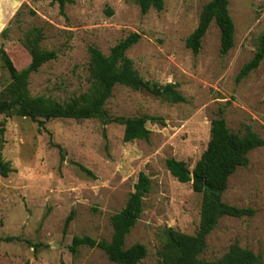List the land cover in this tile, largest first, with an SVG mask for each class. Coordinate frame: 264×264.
I'll use <instances>...</instances> for the list:
<instances>
[{
	"label": "rangeland",
	"instance_id": "1",
	"mask_svg": "<svg viewBox=\"0 0 264 264\" xmlns=\"http://www.w3.org/2000/svg\"><path fill=\"white\" fill-rule=\"evenodd\" d=\"M210 1L165 0L164 10L142 15L137 0H76L64 12L53 0H0V49L19 71L31 63L25 36L35 30L43 34L41 47L58 54L31 75L32 96L64 102L87 92L88 48L108 55L119 41L138 33L142 39L127 55L140 75L150 83L178 84L187 99L171 104L117 86L106 105L111 117L162 120L147 122L149 140L129 143L118 123L54 119L39 129L30 118L0 114V153L9 168L4 177L0 165V264H115L97 248L82 246L73 256L70 247L76 236L111 240L110 220L125 207L141 172L152 180V189L126 248L143 244L148 255L141 264H160L170 229L196 234L202 196L191 183L174 178L166 161H184L192 170L207 149L211 122L220 110L231 131L244 134L250 126L264 139V60L247 78L236 80L264 39V0H229L233 49L221 55L213 22L194 56L185 42ZM10 82L0 61V91ZM249 159L231 176L223 200L255 215L223 217L208 236L204 260L222 258L235 243L264 259V146Z\"/></svg>",
	"mask_w": 264,
	"mask_h": 264
},
{
	"label": "trees",
	"instance_id": "2",
	"mask_svg": "<svg viewBox=\"0 0 264 264\" xmlns=\"http://www.w3.org/2000/svg\"><path fill=\"white\" fill-rule=\"evenodd\" d=\"M64 12L67 5L76 0H53ZM142 15L152 9L162 11L165 0H137ZM215 22L220 31V53L228 55L235 45V24L229 10V0H211L200 15L197 28L186 39V47L198 56L202 50L205 38L211 24ZM43 34L35 30L25 36V44L31 55V63L19 71L8 53L0 49V61L10 75L11 82L0 91V114L7 118L25 117L38 123L39 129L46 122L54 119H74L78 121L97 119L108 123H118L124 126L123 141L149 140L151 131L147 128L148 121L161 122V118L141 117H111L106 105L113 96L117 86L130 88L134 91H146L162 101L178 104L187 102L186 97L178 90V84L160 85L146 81L135 67L134 61L127 52L136 45L142 36L132 33L111 48L108 55L100 49L90 46V87L87 92L73 97L68 101L59 102L46 96H32L29 90V79L40 68L58 58L56 51L43 49L41 41ZM264 60V39L254 57L248 61L237 75V82L247 78L257 70ZM4 126V122H3ZM3 131V130H1ZM264 146V139L250 126L244 134L231 131L227 125L223 110L211 122L210 140L207 149L191 170L184 162L174 158L166 161V167L171 175L180 183H191L195 193L202 196L200 225L195 235L168 231V240L159 251L160 264H264L262 254L241 247L238 243L230 246L229 251L220 259L208 261L201 258L207 249L208 236L215 230L223 217H253L255 211L251 208H240L223 200L228 189L231 176L241 167L250 163L249 154ZM1 175L8 176L9 168L3 163L0 153ZM81 169L89 176L92 172L85 167ZM192 175V176H191ZM152 180L141 172L134 192L129 196L125 207L112 216L113 235L110 241L95 240L89 236L73 238L70 247L73 256L78 255L82 246L97 248L105 253L115 264H141L147 257L148 250L143 244H135L126 248V238L136 226L144 211V199L151 192ZM74 219L71 213L65 223L66 232ZM9 241H12L10 239Z\"/></svg>",
	"mask_w": 264,
	"mask_h": 264
},
{
	"label": "water",
	"instance_id": "3",
	"mask_svg": "<svg viewBox=\"0 0 264 264\" xmlns=\"http://www.w3.org/2000/svg\"><path fill=\"white\" fill-rule=\"evenodd\" d=\"M192 176V175H191Z\"/></svg>",
	"mask_w": 264,
	"mask_h": 264
}]
</instances>
